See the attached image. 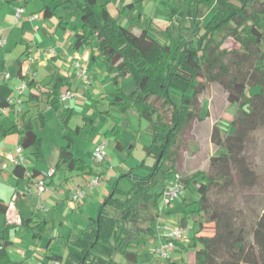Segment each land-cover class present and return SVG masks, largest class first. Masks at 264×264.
<instances>
[{
  "label": "trees",
  "instance_id": "1",
  "mask_svg": "<svg viewBox=\"0 0 264 264\" xmlns=\"http://www.w3.org/2000/svg\"><path fill=\"white\" fill-rule=\"evenodd\" d=\"M6 1L13 4L19 0ZM139 1L133 0L131 5ZM160 1L169 9L165 14L169 26L162 30L150 18L140 33L132 25L125 26L119 18L111 16L107 2L101 0H61L53 8L44 7L46 18L55 16L61 5L68 10L76 9L80 13V26L60 23L63 29L74 32V49L91 47L93 62L101 63L110 75L114 74V85L132 77L135 88L131 92L116 87L102 99L109 102L110 108L134 110L149 122L152 143L146 152L154 160L152 165L143 163L147 169L144 175L137 174L136 168L128 170L132 187L125 191L117 183L101 201L97 217L85 228L78 230L74 237L54 238L66 249V254L51 253L47 258L58 264H121L116 259L121 254L126 264H140L141 254L138 243L133 240L132 227L141 233L137 223L142 218L154 219L160 213L157 209L168 184L166 176L175 174L184 188L191 187L197 192L192 216L198 217L199 226V232L187 243L178 241L177 248L195 247L193 264H264V207L251 218L252 225L248 226L243 220L244 208L236 204L238 192L253 189L258 183V174L246 149L251 135L264 129V0ZM228 37L239 47H223ZM21 56L17 75L28 82L29 89L35 88V78L23 74L21 67L25 56H29V49ZM212 82H218L227 93L228 101L238 105L231 120L234 130L223 136L218 127L213 128L212 142L224 151L211 157V173L198 170L183 176L176 167L179 148L187 129L199 117V96ZM72 83L69 75H53L47 94L50 108L63 107L62 91L71 89ZM256 86L260 89L254 93L251 88ZM13 92L7 81L0 84V108L8 106ZM95 103L99 107L101 100ZM65 112L71 115L73 108L68 107ZM27 115L24 112L19 117L20 146L33 147V154L40 159L42 138ZM89 120L94 122L92 118ZM79 130L80 127L76 132ZM115 144L123 149L129 142L118 135ZM105 161L106 158L96 160L101 166ZM54 169L55 172L63 169L88 175L95 173L89 163L75 156L70 137L60 147ZM27 172L32 173L29 182L41 173L24 164L14 166L13 173L20 178ZM158 185L162 186V192L152 193ZM224 198H227L225 203ZM7 210L8 206L0 200V216ZM188 217L184 212L182 225L189 223ZM48 223L46 219L23 220L35 239L44 237ZM206 223H214V235L200 234ZM11 227L5 225L0 233V264H11L8 253L13 244L9 235ZM146 229L150 230L147 227L143 231ZM52 241L49 240L47 248Z\"/></svg>",
  "mask_w": 264,
  "mask_h": 264
},
{
  "label": "rangeland",
  "instance_id": "2",
  "mask_svg": "<svg viewBox=\"0 0 264 264\" xmlns=\"http://www.w3.org/2000/svg\"><path fill=\"white\" fill-rule=\"evenodd\" d=\"M50 1V0H47ZM102 3L107 2V9L111 16L117 17L125 26L132 25L133 30L140 33L143 26L148 25V20L152 17L159 18L164 16L169 11L160 0H143L129 7L122 6V0H101ZM176 2V1H174ZM4 0L0 1V16L4 15L7 11V7H4ZM7 4V3H6ZM36 6L40 7L41 2L37 1ZM56 3L54 5H58ZM53 5V6H54ZM11 9L10 7H8ZM124 8V11H123ZM203 13L205 8L202 7ZM56 15L52 20L48 21V26H42L37 39H39V45L44 47H60V43H66L62 38L63 33H57L58 22L63 17H67L69 20H76L80 23V13L72 8L66 9L64 6H58ZM140 16L141 20H135L134 17ZM43 18V17H42ZM41 22V21H40ZM23 23V22H22ZM74 23V22H73ZM160 24L163 25L161 22ZM3 32L8 34V27L3 26ZM38 27V26H35ZM164 30L167 26H158ZM44 28V29H43ZM21 31L20 28H18ZM43 31L48 32L47 35L43 34ZM32 28H26L24 37L32 45L36 47V34ZM57 33V34H56ZM221 38V36L219 37ZM19 39V38H18ZM223 47L227 49L238 48L239 44L231 37L224 40ZM26 48V47H25ZM56 49V48H55ZM88 51V59L84 62L85 69H88L90 75L97 74L98 81L93 84H88L86 80L79 75L78 70L71 69L72 88L71 91L74 94L73 98L63 102V107L59 110L53 108H47L45 103V96H42L39 105L23 103L21 107L25 112L29 114L32 119L35 129L42 138V149L44 151V158L37 159L33 154L34 148H22V153L25 156V164H32L48 171L49 168H55L54 163L58 156L59 149L62 145H65L68 138L73 139V149L76 157L83 159L93 168L95 173L89 175L88 179L92 180L99 178L102 181V187L104 192L112 190L118 183V187L122 190H129L133 185L132 176H128V170L136 168L137 174L144 175L147 173V169L143 166L152 165L154 163L153 158L149 157L146 152V147L152 143V136L149 130V122L141 118L134 110L122 111L119 108H110L109 102L103 100L102 97L105 93L113 91L116 87H122L127 92H131L135 88L132 77H126L122 79L117 85L112 83V76H105L107 72L106 67L101 63H94L92 60L91 47L84 48ZM24 51V46L17 40L14 34L7 38V44L0 47V73H7L6 69L10 70L15 75L18 66V60L22 57L21 54ZM36 51V50H35ZM60 59V57H59ZM82 60V59H81ZM63 61V60H60ZM64 62V61H63ZM54 67H61V64H54ZM34 70H32L33 72ZM45 70L40 69L39 76H43ZM108 73V72H107ZM108 75H110L108 73ZM3 75L0 76V81ZM11 86H15L17 81L15 78L6 80ZM200 81H203L200 79ZM20 84V81H19ZM18 84V85H19ZM17 87V86H16ZM260 87L256 86L251 88L255 93L258 92ZM66 88L63 89L64 92ZM200 114L199 117L189 126L179 148V157L177 163V170L181 175H190L198 170H203L207 173H211L210 159L213 155H218L224 151V148L216 146L211 139L213 128L216 126L220 129L223 136L233 133L234 128L231 125V120L236 113L237 104H232L227 99V93L218 82H212L207 86V89L199 96ZM95 100H101V105L96 106ZM68 107L73 108L71 115L65 112ZM40 111L46 118V123L42 124L38 117ZM10 114L9 112L7 113ZM5 114L1 113L0 109V122L6 120ZM90 118L93 119V123L90 122ZM80 127L77 133V128ZM120 136L124 141L129 142V145H125L123 149L116 147L115 141L117 136ZM101 136L106 144L107 157L104 164L101 166L93 157V151L95 148V140ZM2 138V137H0ZM19 134L17 130L13 131L5 144L11 149L15 150L19 142ZM246 154L250 158L257 174V185L248 191L238 192L237 205L244 208L245 215L243 220L246 221L248 226L252 225V220L256 214H259L264 207V129L254 132L247 144ZM65 175L77 176V172H70L67 170H57L56 180H62ZM168 183H173L176 180L175 174H169L166 176ZM49 178V177H48ZM3 183L4 179L1 178ZM167 185V184H166ZM103 194H99L97 191H92V200L88 199L90 195L86 197L88 200V207L86 210L79 212V214H87L91 217H97L98 209L101 205L100 199L103 198ZM162 192V186L158 185L152 193ZM2 195L6 200L10 198V193L7 190H1ZM89 194V191H88ZM185 199V202H184ZM197 199V192L191 187L184 188V192L180 194L169 207L161 209L163 207L162 202L158 207L157 215L154 219L142 218L137 227L141 229V233L136 231V227H132V237L137 244V250L141 254L140 264H169L171 261L177 263L193 264L192 256L195 251V247L187 245L185 250L180 248L174 249L170 252L169 258L159 257L154 253V250L158 246L159 242H162L165 237L163 236L165 228H175L184 224L181 220V216L185 213L189 215L188 222L192 226V229L187 234L185 240L181 241L187 243L188 240L196 233L199 232L198 217H193L192 212L196 207L194 201ZM227 200V198L223 199ZM185 203V204H184ZM69 208V207H68ZM76 214L77 217H80ZM82 216V215H81ZM147 216V215H146ZM84 217L82 216V219ZM80 223V227H85L87 222L76 218ZM86 224H83L85 223ZM1 226V225H0ZM214 223H206L200 234L214 235L215 228ZM149 227L150 230L143 231V229ZM77 233V232H76ZM52 229L47 228L44 235L43 242L36 241L39 246L45 245L48 239L52 236ZM32 240L31 237H28ZM17 240V238L15 239ZM16 243V242H15ZM54 245L60 249L66 250L62 245H58L53 241ZM11 257L16 264H21V258L16 252V247L12 250ZM58 251V250H57ZM30 259H25L26 261ZM116 259L121 264H126V260L121 254L116 255ZM39 260L34 256L28 260L27 263L22 264H38Z\"/></svg>",
  "mask_w": 264,
  "mask_h": 264
},
{
  "label": "crops",
  "instance_id": "3",
  "mask_svg": "<svg viewBox=\"0 0 264 264\" xmlns=\"http://www.w3.org/2000/svg\"><path fill=\"white\" fill-rule=\"evenodd\" d=\"M3 1V0H0ZM40 1L41 5L40 7H37L36 2ZM143 1V0H141ZM61 3V0H19L13 4H9L6 0H4V7H7L5 10H7L4 15L0 16V23H1V36L7 40V38L11 37L13 34L19 40V42L24 46V50L26 48L29 49V56H34L36 58V61L31 66L24 65V61L27 58L23 59V63L21 64L22 72L23 74L28 72H32V70L37 72V75L35 76V81L37 82V85L35 88L28 89L25 91L24 96L22 97V104L23 103H29V104H35L39 105L40 100L42 99V96H45V103L46 107L50 108V105L48 104V92H49V86L50 81L54 74L61 73L64 75H70L71 69H76L74 60H80L82 65H85L84 62L88 59V51L81 49V50H75L74 49V42H75V34L72 30L68 29L65 30L60 26L61 22L69 23V26H80V23L76 20H69L67 17H63L59 20L57 26L58 30L57 33L62 32L63 33V40L66 41V43H60V47H47V46H40L39 45V39H37V36L40 33V30L42 29V26H48V21L52 20L54 17L46 18L44 16V7L46 5H49L51 8L55 7L56 3ZM7 3V4H6ZM122 6H132L133 0H123ZM54 5V6H53ZM10 7L11 9H9ZM17 7H23L24 12L22 13V17L16 21V9ZM57 12V11H56ZM34 14H39L40 17L38 19H32L31 16ZM43 17V18H42ZM153 21V24L155 26H169V21L164 17L163 15L159 18H156L155 16L151 18ZM41 21V22H40ZM23 22V23H22ZM74 22V23H73ZM81 22V21H80ZM163 23L160 24V23ZM10 26L8 28V34L6 31L3 32L4 27L3 26ZM38 26V27H35ZM166 27V28H167ZM18 28L21 29V31L18 30ZM26 28H32L35 31L38 30L35 40H36V47H32V45L28 42V40L25 39L24 33ZM165 28V29H166ZM44 29V28H43ZM162 29V28H161ZM56 33V34H57ZM44 35H47L48 32L43 31ZM19 38V39H18ZM26 47V48H25ZM49 48H54L55 53L50 54L48 52ZM36 50V51H35ZM60 57V59H59ZM82 59V60H81ZM63 60V61H60ZM61 64V67H54L53 64ZM20 61L18 60V66L17 71L15 75L13 76V73L11 72V69L6 71L10 74L11 78H15L17 81V84L15 86H11L14 91L16 86H18L20 78L17 75L18 69L20 68L19 65ZM88 66V65H87ZM85 66V67H87ZM84 67V66H83ZM84 67V68H85ZM88 68V67H87ZM40 69L45 70V73L43 76H39ZM104 77L107 76H114L108 75L106 72L104 74ZM1 76V75H0ZM92 84L96 81H98L97 74H92ZM72 79V77H71ZM6 81L4 77L0 81V84ZM14 94V92H13ZM32 94V96H31ZM107 93H105L106 95ZM16 95V94H15ZM21 108V111L19 110ZM24 109L20 106H13L9 110V115L5 114L6 120L0 122V200H2L7 206L8 210L5 215L0 216V233H2L3 228L5 225L12 226L9 230V235L11 240L13 241V244L8 248L9 257L11 259V264H16L14 260L11 257L12 250L16 247V252L19 254V257L22 259L20 262L21 264L27 263L28 260H30L33 256L34 258L38 259V264H58L57 262L50 261L47 258V255L51 253H57V254H66V250L60 249L54 243H51L50 246L47 248V244L50 239L53 241L54 238L62 236V237H74L78 232V230L85 228L91 221L92 218L90 215L87 214H79V212L86 210L89 203L88 200H80L77 202L71 201V193L76 190L77 187L85 188L89 191V198H93L92 191H97L99 194H103L104 190L102 187V181L100 186L96 187H89L90 179H88L90 176L88 174H81L77 172L76 179L73 178V176H67L65 175L62 180H56L57 177V171L52 177L47 178V184L48 189L44 191L41 195H36L34 192V187L32 189V194L27 192V187L29 186V179L27 176L24 177H18L13 173L14 165H12L10 162L7 161V159L4 157L5 154L15 152V150H11L7 144H5L6 140L9 138V135L17 130L19 136L20 135V121L19 117L22 113H24ZM44 117V121L46 123V118L44 114L40 111L38 117L40 119V122L43 124V120L41 115ZM29 117V114L27 115ZM30 118V117H29ZM103 139L101 136L95 140V144L97 141ZM20 142V138H19ZM21 144V143H20ZM18 144L17 146H19ZM23 154V153H22ZM24 156V154H23ZM54 163V166L57 163V159ZM44 158V151H43V157ZM40 158V159H42ZM25 159V156H24ZM7 165V166H5ZM26 167H34L38 169L41 172H45L43 168L36 166H33L32 164H25ZM54 168H49L48 170H51ZM4 179L5 183H3L2 179ZM168 181H166L167 183ZM7 190L8 193H10V198L8 200L5 199V197L2 195L1 190ZM108 191L104 192V197L108 194ZM100 199L101 201L104 199ZM41 203L42 206L45 209L38 208L37 204ZM69 207V208H68ZM78 210L79 212L75 211ZM76 214H79L80 217H77ZM84 217L82 219V216ZM33 218V220L39 221L42 219H46L48 223V227L52 229V236L48 239L47 243L45 245H37L36 241L43 242L44 237L42 239H35L33 238L32 234L28 232L23 225L24 219ZM76 218H80L81 220H85L87 222V225L85 227H80V223L76 220ZM83 223V224H86ZM32 224V223H31ZM28 237H31L32 240H30ZM17 238V240H15ZM52 241V242H53ZM16 242V243H15ZM160 243V242H159ZM58 250V251H57ZM193 257V256H192ZM28 259L27 261L25 259ZM192 258V263H193Z\"/></svg>",
  "mask_w": 264,
  "mask_h": 264
},
{
  "label": "built area",
  "instance_id": "4",
  "mask_svg": "<svg viewBox=\"0 0 264 264\" xmlns=\"http://www.w3.org/2000/svg\"><path fill=\"white\" fill-rule=\"evenodd\" d=\"M24 12L23 7H17L16 9V21H18L22 17V13ZM40 17L39 14H34L31 16L32 19H38ZM7 44V40L1 36V23H0V47H3ZM48 52L50 54H54V48H49ZM36 58L34 56H28L24 65L31 66L35 63ZM74 64L80 76H82L88 84H92V78L89 75L88 71L82 66L80 60H74ZM25 75H29L31 79L35 78L37 75L36 71L26 72ZM0 75L4 77L5 80H9L11 78L10 74L7 72L5 74ZM29 89L28 82L24 79H20V84L15 88L14 94H12L8 98V106L2 107L1 113L7 114L12 106H20L22 104V97L26 90ZM16 94V95H15ZM74 94L71 89H67L61 94V101L65 102L70 98H73ZM21 111V108H19ZM106 144L105 139H101L96 142L95 148L93 151V157L95 160L102 161L107 157L106 152ZM4 157L10 162L12 165L24 164L25 159L22 154V147L17 146L15 152L5 154ZM7 166V165H5ZM55 174V169L48 170L46 172H41L37 177L33 178L27 187V192L32 194V189L34 187V193L36 195H41L44 191L48 189L47 178L52 177ZM32 173L27 172L26 176L29 179ZM101 180L97 177L92 179L89 183V187L100 186ZM184 192L183 185L179 182V176L176 175V180L173 183H168L163 189L162 195V205L163 207H168L180 194ZM88 196V190L82 187H77L75 191H73L70 195L71 201L77 202L80 200H84ZM38 208L45 209L41 203L37 204ZM192 229L190 225H179L175 228L166 227L163 236L165 239L158 244L154 253L159 257L169 258L170 252L177 248V242L185 240L187 234Z\"/></svg>",
  "mask_w": 264,
  "mask_h": 264
}]
</instances>
